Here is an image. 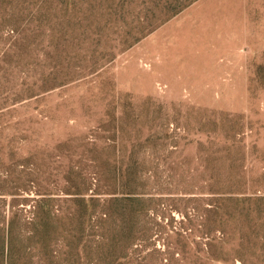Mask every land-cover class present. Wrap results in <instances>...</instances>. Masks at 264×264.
<instances>
[{"label":"rangeland","instance_id":"rangeland-1","mask_svg":"<svg viewBox=\"0 0 264 264\" xmlns=\"http://www.w3.org/2000/svg\"><path fill=\"white\" fill-rule=\"evenodd\" d=\"M95 161L134 236L121 264L263 260L264 0H0V225L20 264H62L68 225L89 252Z\"/></svg>","mask_w":264,"mask_h":264},{"label":"trees","instance_id":"trees-1","mask_svg":"<svg viewBox=\"0 0 264 264\" xmlns=\"http://www.w3.org/2000/svg\"><path fill=\"white\" fill-rule=\"evenodd\" d=\"M177 10L175 11H167L165 13L168 17L170 15L175 14ZM143 33V32H141ZM126 45V43L124 44ZM57 77V76H56ZM53 77V73L49 72L47 74V79L44 82V85L41 86L43 90L56 86L57 85V78ZM56 80V81H55ZM94 171L93 175L91 177L92 181L91 183L96 186V188L93 190L89 200H93V204H90L95 209V215L93 216V223L91 224V230L92 232L90 235L94 238L92 239L90 245H89V252L85 250L83 245L78 247H72L71 246V239L74 241L75 237L77 236V232L79 230L76 229L73 225H68L67 227H62L61 229H57V233H61L63 239L66 240L63 245H61V248L57 250V261H59L62 264H66L65 259L70 254L74 255V257H78L77 264H121L122 260H125L126 258L130 257L132 253L131 249V241L134 236H128L126 235L124 238L119 237V231L118 227L121 226V219H119V214L116 215V211L114 210V207L117 200L115 197H100L102 194L106 193H112L111 189H109V184L107 183L102 177V169L100 168V165L96 163V161L92 165ZM106 188V189H105ZM99 191V192H96ZM96 195H99L98 197ZM113 207V208H112ZM11 222V221H10ZM7 223L6 225H0V264H20L21 262L19 260H16L14 258V253L12 251V246L10 245L14 238L19 236L18 232L19 230L15 231V226L11 223ZM190 228V226L185 227V233H181V237L184 239H187L190 236L187 235V231ZM213 227L209 224H196V227L194 226L193 229L200 233H208L209 230H212ZM191 231V229H190ZM100 237L98 239L97 237ZM219 238V236H218ZM76 239H79V237H76ZM194 242V241H192ZM181 240H178L172 245L173 249H180L182 251V258L188 260L193 254H195L197 250L194 249V252L188 249H184L180 247ZM207 247L203 248V251L207 254L209 260L211 262L218 260V258L214 257L212 253L210 252V245H213L211 241L206 243ZM86 254L84 255L86 259L82 258V260H79V257H81L80 252L82 251ZM81 250V251H80ZM191 251V252H190ZM193 253V254H192ZM87 254L93 255L95 258V261L93 260H87ZM172 253V262L171 264H177L176 260H179L178 258L173 257ZM19 259V258H18ZM240 260V264H264V259L259 260L252 256H246L242 257Z\"/></svg>","mask_w":264,"mask_h":264}]
</instances>
